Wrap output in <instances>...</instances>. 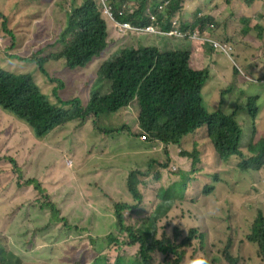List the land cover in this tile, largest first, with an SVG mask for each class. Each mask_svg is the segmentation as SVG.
<instances>
[{
  "label": "trees",
  "instance_id": "16d2710c",
  "mask_svg": "<svg viewBox=\"0 0 264 264\" xmlns=\"http://www.w3.org/2000/svg\"><path fill=\"white\" fill-rule=\"evenodd\" d=\"M113 14L117 21L129 22L131 25H137L141 15L142 7L150 1L158 3L159 0H111ZM168 1L164 8V14L181 12L188 14L191 19L180 18V27L190 29H199L204 31L207 27L227 25L232 37L236 35L233 24H228L221 17L225 14L234 15L238 6L235 0H198L200 10H188L182 5L185 0H161ZM41 0H33L32 6L39 7L42 12L46 9L40 6ZM254 3V0H244L245 5ZM63 2H57L56 6L61 7ZM125 5L124 8L122 6ZM222 5V6H221ZM224 6V7H223ZM217 9L218 15L211 13L212 9ZM131 13V14H130ZM66 27L72 28L83 17L93 19L86 20L91 22L90 28L87 29L84 37L79 41L88 42L89 48L102 46L105 47L103 40L108 36L106 20L103 11L94 0H82L78 6H69L66 12ZM48 17V16H47ZM24 21L28 24L22 31L17 27ZM241 21L244 23L245 19ZM143 24L141 26L147 25ZM0 27L6 33V51L0 53V109L7 111L10 104H14L18 119L25 130L24 144L25 147L37 146L38 140L47 143L45 148L37 152L28 150L27 155L16 161L8 157V164L0 166V169L11 168L16 175V186L32 187L33 190L41 196L48 198L38 180H41L45 174V169H51L53 166L52 159L54 151H58L61 156L67 154L74 158L75 148L68 145L75 137L74 127L70 124L73 121L83 123L89 117L97 118L101 114L108 113L105 123L100 127L101 149L100 155L107 153V138L111 135L116 137L127 136L132 141L144 143V138L161 143L172 149L181 157L192 158V168L198 163L197 151L200 148L199 142L200 125L205 120L208 112L204 106L201 91L206 85L209 75L205 71L194 70L189 65L190 52L188 50L163 51L160 54L159 61L152 68L153 59L157 58L156 54L149 48H140L139 51L128 60L122 68L115 69L117 85L119 87L127 86V98L125 100L114 97L109 103V108L100 112L88 114L81 112L75 107L78 99L74 88L71 89L69 101L54 104L43 95L34 83L32 76L29 74H14L6 72L18 56L20 46L25 45L30 37L33 36L40 25L33 22L31 14L24 8L16 10L8 7L7 10L0 9ZM243 34L248 30L243 29ZM243 40V39H242ZM153 49H156L153 47ZM92 53L89 50H81L77 46L65 48L56 55V60L63 59L65 66L74 69L85 67L91 60ZM30 61V60H28ZM38 71L45 75L41 66ZM136 73V75H133ZM132 77V78H130ZM53 95L58 98L57 90H53ZM138 99L140 111L135 115L131 112L129 102ZM245 110L253 122L257 107L253 105V100L248 99L244 106H238ZM1 113V112H0ZM111 119H108L110 118ZM114 119L122 122L117 124ZM130 124H134V129H130ZM58 129H66L67 135H62V130L54 140L49 134ZM191 135L190 150L188 153L178 146L182 139ZM214 152L219 158H236L241 155L239 143H235L233 149L230 144L220 145L208 135ZM138 140V141H137ZM54 143L57 145L54 147ZM8 138L0 134V147L7 148ZM61 148V151H59ZM248 151L251 159L263 165L264 142L258 141L254 146H249ZM168 156V152L165 151ZM56 162L58 158H55ZM137 163L127 171L124 177L126 190L130 196H113L108 190L100 189L104 197L107 198L110 205L105 212H99L95 217L90 209L83 204V198L77 191L74 182L77 178L63 179L61 182L64 186V196L73 203L79 205L80 215L79 222L74 226L66 224L65 220L59 218V212L54 204L49 203L51 211V222H64L61 233L69 236L70 232L84 235L89 232V236L82 243L75 247L74 261L72 264H199L202 260H207V264H212V260L205 252H178L191 245L190 233L196 237L195 230H189L187 235L177 227L172 231L168 230L162 224L168 210H166V201L173 204L176 201H194L195 195H192L187 189V183L183 180L172 179L169 184L159 181L158 174H151L153 163L156 159L148 158L145 162ZM87 161V160H86ZM44 164V165H43ZM49 166V167H47ZM56 166V163H55ZM138 170H135V169ZM164 168V166H163ZM64 169H68L64 166ZM52 172V170H51ZM56 172L55 176H59ZM23 177L28 179L23 180ZM149 179L159 187L154 192L152 200L142 198L138 190V178ZM55 179V178H54ZM95 185L98 183L95 182ZM146 201V203L144 202ZM47 207V203L44 205ZM256 227L260 233L261 242L257 245L258 255L253 256L249 252L242 254L236 253L230 245H227L221 252V260L225 264H245L254 258L262 259L264 264V212H259L256 218ZM112 221V230L107 226ZM114 223L116 228H114ZM115 232V233H114ZM12 257L14 255L11 254Z\"/></svg>",
  "mask_w": 264,
  "mask_h": 264
},
{
  "label": "rangeland",
  "instance_id": "374dc122",
  "mask_svg": "<svg viewBox=\"0 0 264 264\" xmlns=\"http://www.w3.org/2000/svg\"><path fill=\"white\" fill-rule=\"evenodd\" d=\"M25 1L28 2L29 6H32L33 0ZM48 2L49 0H41L40 2V6L44 7L46 11L42 12L39 7H35L33 11L28 12L31 14L33 22H37L40 27L25 45L20 46L19 57L7 70L15 73L32 74L41 91L53 101H56L52 93L54 88L64 89L60 93L63 99L66 98V95L70 97L71 89L74 88L76 95L85 100L94 81L97 64L84 69L71 70L66 68L61 61L47 62L46 71L49 78L58 81L51 83L45 77L38 75L35 62L26 63L22 61L25 59L36 60L59 49V46L52 44L51 40L56 38L59 29L63 27L66 12L74 0H52L51 3ZM57 2H63L62 6L47 9V6L52 3L56 5ZM0 9L7 10L1 2ZM217 9L220 7L212 9L211 13L218 15ZM221 18L228 24H233L236 35L231 36L227 25L215 26V31L220 33L224 39L231 40L237 49L239 44H244L247 48L251 47L250 53L256 51L257 47L264 48V33L261 39H257V32H253L250 36L245 37V42H241L243 38L239 40L240 24L235 16L225 14ZM27 25L24 21L17 29L22 31ZM176 40L178 39L170 41ZM142 41V38H132L128 43L138 45ZM142 46L154 47L155 42L149 41ZM6 47V33L0 27V53H4ZM173 49L186 50L177 46ZM101 54H104L105 59L110 57L108 51H103ZM99 56L100 54L96 58ZM247 60L248 58L245 57V61ZM257 61L260 64L264 63L261 56H257ZM205 89L206 86L201 91L204 106L208 112H213L215 111L214 107L208 105L206 101ZM259 92L264 93L263 84L247 83L245 93L248 99ZM130 109L133 114H136L134 105H131ZM244 115L246 116L245 111L239 112L236 121L246 124L247 120L242 121ZM107 116L108 114L102 115L95 122L92 118L83 123L79 121L70 122L74 127L75 137L67 143L65 148L70 145L76 149L74 158L67 154L62 155L61 148H59L61 156L58 151H54L53 166H47L51 168L49 170L44 168L45 174L40 180L49 196L48 198H41L37 192L31 189L17 190L13 184L14 179L9 175L8 168L0 169V243H6L14 254L21 255L22 264H72L75 255L74 248L78 247L89 236V232L84 235L70 232L69 236H65L60 232L61 228L64 227V222H51L49 203L54 204L59 212V218L65 220L66 224L74 226L79 222L81 207L64 196V186L61 183L65 181L63 179L77 178L74 182L76 186L74 191L82 196L83 204L91 210L95 217L99 212H105L110 205L100 189L108 190L113 196H124L126 185L123 179L127 175L126 170L137 166L134 158L139 162H145L150 157L156 159L150 173L160 172L159 181L169 184L172 179L183 180L187 183V189L190 193L196 196L194 201H176L173 206L166 201L165 208L168 211L162 224L170 231L177 227L184 235H187L188 231L194 228L197 235L201 236H197L189 247L179 250V253L206 252L213 259L214 264H222L220 262L221 252L227 245H230L238 254L243 252H249L253 256L257 254L255 247L248 244L245 237L257 214L264 212V166L259 171L243 172L238 164L249 159L250 153L245 151L244 156L220 163L215 158L209 142L200 132L201 140L197 156L199 163L194 169L191 167L192 160L190 157L180 158L173 151L172 157L167 158L164 149L158 143L148 141L146 144L138 140L136 142L132 141L134 139H128L127 136L114 138L111 135L107 138V153L100 155V127L105 123ZM114 121L122 125L121 121L117 119ZM129 127L134 129V124H130ZM241 129V143H243L247 134L242 126ZM61 130L62 135L69 137L66 129L58 128L52 131L49 137L53 136L54 140H57ZM0 134L7 137L9 141L7 148L0 147V154L3 155V159L7 156H14L19 160L27 155L28 150L40 151L41 154V150L45 148L47 143H50L38 141L37 146L26 148L23 140L25 130L21 123L3 113H0ZM191 141V137L187 138L179 148L192 153L190 150ZM56 145L54 143L53 146ZM169 147L172 150L174 146ZM55 158H58L57 162ZM1 160L0 158V166L5 163ZM64 166H67L68 169H64ZM163 166H165L164 169L161 168ZM56 172H60V175L55 176ZM214 175L217 178H214ZM99 176L102 177V180L98 179ZM215 179L218 182L216 189L211 191L209 196L205 195L206 187ZM95 182L98 184L95 185ZM139 183L142 198L152 200L159 184H154L149 179H143V177H139ZM144 202L146 203V201ZM46 203L47 207L44 206ZM107 226L112 230V221ZM114 228H116L115 223ZM59 245L60 247L56 250ZM91 262L92 260L89 264ZM123 264L127 263L123 262ZM245 264L263 263L261 259L254 258Z\"/></svg>",
  "mask_w": 264,
  "mask_h": 264
},
{
  "label": "clouds",
  "instance_id": "9594fccd",
  "mask_svg": "<svg viewBox=\"0 0 264 264\" xmlns=\"http://www.w3.org/2000/svg\"><path fill=\"white\" fill-rule=\"evenodd\" d=\"M94 1L99 7V11L102 10L103 14H105L106 16V20H103L106 24L108 34L107 38L103 40L105 47L94 46L89 48L88 42L83 41V39L79 41L81 37H84L87 29L90 28V25L92 24L91 22H87L86 20H90L93 18L83 17L77 22L75 26L67 29L66 16L63 27L59 29L56 38L51 40L52 44L59 46L58 51L51 52L46 56L37 58L36 60H22L26 63L35 62L38 75L45 77L46 79H48V81L54 83L57 80L49 78L46 71L47 62L61 61L65 65L63 59L56 60V55L65 48H73L77 46L81 50L91 51V60L87 62L86 66L74 68L84 69L86 67H91L92 65L97 64L95 67V78L90 86L87 97L84 100L81 96L77 95L76 98L78 99V101L75 104L76 108H78L81 112H87L88 114L100 113L109 108V103L112 98L117 97L125 100L128 93L127 86L119 87L117 85V79L116 75L114 74V70L122 68L123 65L128 60H130L131 57L135 55L140 48H149L156 54L157 58L151 60L152 68L150 70H152L154 68V65L159 61L161 52L175 50L173 49V47L177 46L185 48L190 52L189 65L192 69L205 71L209 75V78L205 83L206 85H204L206 86V101L208 105L214 107L215 111H207L208 114L205 120L200 125V132L203 133V135L209 142L210 148L215 158L220 163L228 162V160L232 159V157L227 159L217 157L212 144L208 139V135L212 137L218 144H230L233 149L235 148V143H239V151H241V155H236V157L244 156L245 151L250 153L247 148L249 146H254V144L258 143V141L261 140L262 142H264V93L261 94L259 92L252 98H249L253 100V105L257 107V114L253 122L251 121L249 114L245 110L238 107L244 106L248 99V96L245 93V87L247 86V83H258L264 85V63L260 64V62L257 61V56H261L264 61V48L257 47L256 51L250 53L252 50L251 47L247 48L244 46V44H239L237 49V47L231 40L224 39V37L220 35V33L215 31V26L207 27V29L204 31H200L199 29L180 27L181 17L187 18L189 20L191 19V17L188 14H182L181 12L164 14L162 17H160V15L163 14L164 8L168 5V1L162 2L161 0H159L158 3H153L152 1L148 2L145 8L142 7L141 15L137 25H131L129 22L117 21L113 14L111 0ZM0 2L5 5L6 9L10 6L16 10H22L25 8L28 12H31L35 8L33 6H29L28 2H26L25 0H0ZM51 2L52 0H49L48 3ZM226 2L229 3V0H226ZM239 2L241 4L238 6L237 10L234 13L235 18L240 24L239 40L240 38H243L241 42H245V37L250 36L253 32H257V39H261L264 33V0H254V3L250 5H245L244 0H235L236 4H238ZM81 3L82 0H74V2L72 3V7L78 6ZM43 5L45 6V4ZM182 5H185L188 10L201 11L198 0H185ZM51 7L57 8L56 5L52 3L50 6H47V9ZM124 7L125 5L122 6V8ZM242 18L245 19L244 23L241 21ZM147 21V25L141 26L143 24H146ZM243 29L248 30V32L243 34ZM132 38H142L143 41L138 45L128 43ZM175 39L178 40L174 42L170 41ZM149 41L155 42L154 48L156 49H153L152 46H142L144 43ZM103 51H108V55L110 57L105 59L104 54H101ZM99 54L100 56L96 58ZM245 57L248 58L247 61H245ZM38 66H41L45 75H42L38 71ZM5 71L14 74L31 75L34 83L41 91V88L39 87L32 74L26 72L15 73L13 71ZM133 75H136V73H134ZM54 89L57 90L58 98L53 95L56 101H53L41 91V93L45 95L51 103L60 105V101L65 102L72 99L67 95L66 98L63 99L60 93L64 89ZM131 105L135 106L136 114H138V111H140V104L138 99L135 98L134 100L129 102V106ZM243 111L246 112V116H243L242 121L247 120L246 124H241L236 121L237 114ZM0 112L21 123V121L18 119V115L16 114L14 104H10L6 112L1 111V109ZM105 114L108 113L101 114L97 118L89 117L88 119L92 118L95 122ZM241 126L243 127L244 132L247 134L246 139L243 143H241ZM190 137L191 135L184 137L181 143L175 147L182 146L184 141ZM143 140L146 144L148 143V141L152 143H158L164 149V153L165 151L168 152V156L165 154L167 158L172 157V152L174 151L173 149L171 150L163 146L159 142L152 141L148 139V137L147 139L144 138ZM196 156H198V151ZM8 157H11L18 161V159H16V157L14 156H7L5 157V159H3V155L0 154V158L2 159L1 161L5 162L4 164L9 163L7 160ZM179 157L188 158L181 157L180 155ZM252 157L253 156H251L249 159H245L243 163L238 164L243 172L249 170L259 171L264 166V158L263 165H261L257 161L251 159ZM161 168L164 169L165 166L164 168ZM135 170L138 169L136 168ZM8 172L9 175L14 179L13 184L17 190L31 189L32 191L36 192L32 187L25 186L22 188H18L16 186V175L12 173L11 168H8ZM151 174H158L160 176L158 180H160V172ZM214 178L217 177H215L214 175ZM26 179L28 178H23L22 182ZM98 179L102 180V177L99 176ZM38 181L43 187L42 182L40 180ZM217 184V179H215L213 183L209 184L206 187L205 195L209 196L211 191L216 189ZM139 185L138 190L142 195ZM127 195L130 196L127 190L125 192L124 188V196ZM256 218L257 216L253 220L250 231L246 235L245 240L248 244L253 245L257 251V245L261 242L262 239L255 225L257 220ZM190 230L193 231L195 229L192 228ZM196 238L197 236L194 237L190 233L191 243L196 240ZM59 247L60 245L56 247V250ZM11 254L14 255V257H12ZM220 262L222 264H225L224 261ZM0 264H22V256L14 254V252L9 249L6 243H0ZM199 264H207V260H202L199 262ZM212 264H214L213 260Z\"/></svg>",
  "mask_w": 264,
  "mask_h": 264
}]
</instances>
